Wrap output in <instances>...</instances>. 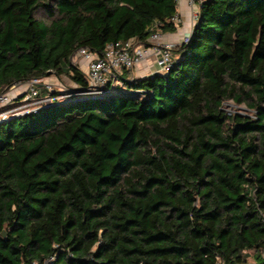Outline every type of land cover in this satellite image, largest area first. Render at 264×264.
Listing matches in <instances>:
<instances>
[{"label": "trees", "instance_id": "16d2710c", "mask_svg": "<svg viewBox=\"0 0 264 264\" xmlns=\"http://www.w3.org/2000/svg\"><path fill=\"white\" fill-rule=\"evenodd\" d=\"M198 10L166 72L88 94L70 57L177 31L175 0H0V91L76 84L0 121V264H264V0Z\"/></svg>", "mask_w": 264, "mask_h": 264}, {"label": "built area", "instance_id": "2783aa9c", "mask_svg": "<svg viewBox=\"0 0 264 264\" xmlns=\"http://www.w3.org/2000/svg\"><path fill=\"white\" fill-rule=\"evenodd\" d=\"M201 0H175L176 8L182 3L189 10L188 30L180 34L178 41H162L163 34L154 31L150 34L147 43L149 46L127 41L123 44H107L103 54H96L87 47H82L75 52L80 68H85L84 74L88 82L84 89L86 93L98 94L103 91L104 84L110 79H115L117 69L124 67L130 71L144 62L149 56L153 57L154 64L159 72H166L174 62L172 50L186 42L198 16V7ZM171 20L177 30L182 19L179 12ZM81 69V70H82ZM72 94L53 93L51 84L44 77H33L25 82H17L5 90L0 91V121L8 116L34 112L35 110L51 105L54 101H61ZM12 113V114H10ZM215 264H224L218 260Z\"/></svg>", "mask_w": 264, "mask_h": 264}, {"label": "rangeland", "instance_id": "374dc122", "mask_svg": "<svg viewBox=\"0 0 264 264\" xmlns=\"http://www.w3.org/2000/svg\"><path fill=\"white\" fill-rule=\"evenodd\" d=\"M189 21L190 20H188L187 24L189 23ZM70 62L79 66L80 68V64L78 63V57L77 55H75V53L70 57ZM84 69L85 68L83 67L82 70ZM44 80L47 81L49 84H51L53 90H56L59 93H67L68 91L72 92V90L74 91L76 89V84L73 82V80L69 78L67 74L57 75L55 73H50V75L44 77ZM73 93L79 95L80 92H73ZM223 108L226 109L228 113L238 112L240 114H248V110L244 107L243 104H236L233 103L232 101H225L223 103ZM246 259L248 264H254V261L250 258V256H248Z\"/></svg>", "mask_w": 264, "mask_h": 264}, {"label": "crops", "instance_id": "0c3cea01", "mask_svg": "<svg viewBox=\"0 0 264 264\" xmlns=\"http://www.w3.org/2000/svg\"><path fill=\"white\" fill-rule=\"evenodd\" d=\"M180 17L182 19V23L180 28L175 32H165L163 34L162 41L171 40V41H178L180 38V34L186 30H188V20H189V11L187 10L186 6L182 3L177 8ZM152 72H158L157 66L154 64L153 57L149 56L144 62L139 63L136 65L133 70L131 71V75L135 76H144L149 75Z\"/></svg>", "mask_w": 264, "mask_h": 264}]
</instances>
